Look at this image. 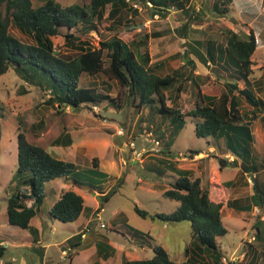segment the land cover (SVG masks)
I'll use <instances>...</instances> for the list:
<instances>
[{
	"label": "rangeland",
	"instance_id": "1",
	"mask_svg": "<svg viewBox=\"0 0 264 264\" xmlns=\"http://www.w3.org/2000/svg\"><path fill=\"white\" fill-rule=\"evenodd\" d=\"M31 1L34 7L41 5L40 0ZM56 1L65 7L73 4L84 5L89 0ZM227 1L186 0L183 2V11L171 8L165 13V17L151 16L152 9L137 4L138 15L131 17L129 12H125L120 24L107 19V9L102 21H88L72 30L60 28L59 35L52 38L54 50L62 58L72 59L80 54L77 43H68L64 39L66 34H73L78 40L96 49L99 48L100 41H107L113 36L130 43L147 34L150 36L147 52L150 63L157 66L158 75L165 76L175 70L186 74L190 70L186 61L193 60L194 74H199L202 78L196 81L200 91L217 96L222 89L223 79L215 75L216 65L210 61L207 64L202 63L196 57L195 51L206 56L208 42L225 47L226 30H232L241 38H245V34L251 30L260 44L251 57V80H258L260 83V86H254V90L256 96L264 100V24L253 26V29L244 25L241 22L244 18H238L240 10L235 3L223 6L222 3ZM214 6H219V10L225 8L226 13L222 15L215 12ZM9 32L20 41H30L14 27H10ZM195 42H201L202 46ZM182 84L180 93L174 89L166 92V104L187 114L194 108L197 88L190 82ZM80 86L95 88L98 93L108 94L115 99L116 106L105 101L97 105H84L78 110L68 107L61 110L55 105L47 104L51 96L49 91L26 84L12 68L0 76V224L6 223V203L9 195L14 193L17 183H21L16 174L18 121L23 126L27 141L77 167L70 177L80 185L76 190L84 198V210L78 220L75 223L62 224L47 215L51 204L60 193V184H47L41 206L47 218L41 217L43 225L40 227L42 245L47 247L46 259L41 262L39 256L26 247L8 248L4 256L0 257V264H69L67 254L63 256L58 245L74 233L84 230L90 222L81 247L72 250L78 252V255L72 259L71 264L96 263L98 258L95 257V243L98 240L104 252L108 250L107 247H116V251L107 260L100 259L99 264H122L123 256L128 260L150 259L154 255V245L161 246L171 261H185V250L192 242L190 223H166L158 219L151 221L136 214L134 207L136 205L151 215L174 212L178 203L162 196L163 191L174 183V173L166 160L174 164L173 158L179 160L191 150L206 151V140L212 145L213 138H197L194 134L195 123L187 117L186 126L173 141L171 154L168 155L164 146L171 130L168 120L161 123L160 117L156 116L147 121L148 116H151L150 110L137 107V103L132 105L125 89L103 74L93 77L83 75ZM239 87L243 88V84L239 83ZM242 106L244 110H251L243 102ZM263 117L264 110L252 123L251 130L254 137V155L259 166L256 177L264 184ZM66 135L71 138L69 147L54 145L57 139ZM216 145L222 148L223 143L219 139ZM133 152L141 154L140 157ZM217 153L219 154L218 151ZM217 153L208 154L213 157V164L219 161L215 156ZM94 158L97 159L98 168H101L98 170L103 173L101 175L88 171L92 169L91 161ZM234 170L236 169L231 166L224 167L221 177H231ZM215 171L212 168V172ZM253 178L254 175L251 174L239 179L237 177L235 195L241 197L240 199L249 198ZM51 189L53 194L50 193ZM110 190L116 192L108 201L100 197L96 199ZM226 212L221 217L227 234L218 238L225 258L222 264H240L237 258L243 253L246 261L253 257L256 264H264L261 260L264 252V221L259 219L264 215V207L253 215H245L247 221H253L250 227L243 225L239 215L234 214L230 218ZM100 223L105 227L100 228ZM255 226L261 229V239H254L249 243L248 240L256 237ZM243 227L249 229L247 236ZM133 231L142 233L141 243L131 237L130 232ZM6 233L17 238L15 233Z\"/></svg>",
	"mask_w": 264,
	"mask_h": 264
},
{
	"label": "trees",
	"instance_id": "2",
	"mask_svg": "<svg viewBox=\"0 0 264 264\" xmlns=\"http://www.w3.org/2000/svg\"><path fill=\"white\" fill-rule=\"evenodd\" d=\"M40 1L41 5L34 7L31 0H0V76L12 68L26 84L50 92L47 104L55 105L61 110L65 107L78 110L84 105H97L105 101L115 105V99L108 94L98 93L95 88L80 86L83 75L93 77L103 74L125 89L132 105L137 103V107L150 110L151 116H148L147 121L156 116L160 117L161 123L169 121L171 130L164 142L168 155L173 141L186 126V118L190 117L195 123L194 134L197 138L224 139L227 151L234 157L228 163L237 167L240 162V177L254 175L251 196L244 200L228 201L227 207L242 212H249L252 207H264V184L256 177L259 166L254 155L251 133L252 123L264 110V101L256 96L253 88L256 81L251 80V57L256 49V39L252 32L241 38L232 30H226L225 47L208 42L206 56L195 51L196 57L202 63H214L217 67L214 70L215 75L223 79L222 89L215 96L200 91L196 81L202 78L199 74H194L193 60L186 61L190 67L186 74L175 70L165 76L158 75L157 66L150 63L147 52L150 38L147 34L130 43L113 36L107 41H100L97 49L78 40L73 34H66L64 39L68 43H77L80 54L72 59L62 58L54 50L52 38L59 35L60 28L72 30L88 21H102L107 9V19L120 24L125 12H129L131 17L138 15L139 7L135 8L134 5L149 7L152 9L151 16L165 17V13L171 8L183 11V2L186 0H89L84 5L73 4L65 7L56 0ZM230 2L228 0L222 4L225 6ZM218 7L214 6L215 12L222 15L226 13L225 8L219 10ZM10 27H14L30 41L23 42L15 38L9 32ZM195 43L202 46L201 42ZM183 82H190L197 88L194 108L187 114L166 104V92L174 89L180 93ZM239 83L243 84V88L239 87ZM242 102L251 110L242 109ZM18 123L16 174L21 183H17L14 193L7 199L6 219L9 225L29 230L31 236H34L38 232L30 227V222L44 203L46 184L64 177L70 179L73 185H80L70 177L77 167L27 141L23 126L20 121ZM71 143V138L66 135L57 139L54 145L69 147ZM190 153L198 155L200 152L191 150ZM166 163L178 178L163 191L162 196L176 201L177 209L172 213L153 215L136 205L134 210L140 217L151 220L177 224L189 222L192 242L185 250L186 259L180 263L173 262L161 246H154V255L150 259H124L122 264H195L202 254L211 259V264H221L223 255L216 239L227 234L221 220L222 205L210 200L208 191L202 188L199 178L191 177L187 171L176 169L172 162ZM91 164L92 169L88 170L90 173L103 174L98 171L96 158L92 159ZM115 192L110 190L100 195V198L108 201ZM83 210V197L72 189H67L50 208L49 216L62 224H70L79 218ZM255 230L256 239H261L260 227L255 226ZM85 233L74 235L66 241L69 264L77 255L74 251L81 247L82 235ZM107 249L109 252H104L98 241L97 257L108 259L114 249Z\"/></svg>",
	"mask_w": 264,
	"mask_h": 264
},
{
	"label": "crops",
	"instance_id": "3",
	"mask_svg": "<svg viewBox=\"0 0 264 264\" xmlns=\"http://www.w3.org/2000/svg\"><path fill=\"white\" fill-rule=\"evenodd\" d=\"M233 3H235L238 6V9L240 10V15L238 18L240 20L242 18H244V20L241 21L244 25H247L251 29H253V26L257 27V26H262V24H264V0H231V2L228 4L232 5ZM250 32H252V31L249 30L248 34H245V35H249ZM254 36L256 39V49L255 50H257L260 47V44L257 41L256 35H254ZM256 86H260V83L258 82V80L256 81ZM251 133H252V130H251ZM217 141H219V139L213 138V141H212L213 143H212V145H210L209 140H206V144H207V150L206 151L192 150V151L200 152L198 155L190 153L191 151H189V152H187V155L185 154L186 155L185 157L181 156V159L179 158V160H176L175 158H173L172 160L175 164V168L178 170H181V171H187L191 177L200 179L201 186L203 189L208 191L210 200L214 203H219L222 205L221 215L224 211H227L226 215L229 216L230 218L233 217L234 214H237L241 217V219L243 221V225L250 227L253 221L251 218H250L251 220L247 221L245 219V217H246L245 215H248V213L250 215L255 214V211H258L257 207H252L251 211H249V212H242V211H238V210H235L233 208L227 207L228 201L241 200L240 199L241 197H239L238 195H235V193L237 192V188L235 185L237 182V177H238V179L240 178V162H238L237 167L230 165L228 162H232L234 160V157L227 151L224 139H220V141L223 143L222 148H218L217 145L215 146V144H217ZM253 142H254V137H253ZM217 151L219 152V154L217 153ZM214 152L217 153V155H215V156H217V159L219 160L218 162H216V164H213L211 162L213 160V157L208 156L209 153H214ZM170 154H171V149H170ZM207 158H209V159L207 160ZM61 160H63V159H61ZM224 160H226V161H224ZM166 161H168V160H166ZM219 162H221V163H219ZM227 166L234 167L236 170H234V174H232L231 177H226L225 179H223V177H221V172H222L223 168L227 167ZM212 168L216 169V171L212 172ZM98 169H101V168L99 167ZM177 178H178V176L174 173V182ZM49 183H59L60 184V186H59L60 193H59L57 199L55 198V201L51 204L50 208L60 199L62 193L65 190L72 189L74 192H76V193L78 192L76 190V188L78 186L73 185L72 182L70 181V179H68V178L67 179H65L64 177L58 178V179H55ZM49 183H47V184H49ZM45 189H46V186H45ZM50 193L53 194L52 189H51ZM77 194H79V193H77ZM251 194L252 193H250V195L248 197H250ZM54 196H55V193H54ZM99 197L100 196L96 197V199H98ZM246 198L247 197H245L244 199H246ZM244 199H242V200H244ZM6 206H7V203H6ZM50 208H49V210H50ZM49 210L47 213L48 217H50L49 216ZM96 210H97V208H96ZM155 214H157V213H155ZM47 215H45L42 212V207H40L36 216L31 220L30 227L32 229H35L38 232L34 236H31L29 230H23V229H20L19 227L9 225L7 223V219H6V223H1L0 224V236H2V237H0V257L4 256V252L8 248L26 247V248H29L34 253H36L39 256L41 262L44 259H46L47 247L42 245V241L40 239V227H42V225H43V220L41 219V217L47 218ZM259 219L261 221H264V215H262ZM221 220H222V217H221ZM151 221H154V220H151ZM90 223H88V225ZM222 224H223V222H222ZM88 225L86 226V228L84 230H81L77 233H74L73 235H71L70 237L65 239L61 244L58 245L60 250L62 251L63 256L65 253L67 254V251H68V248H67L68 245H67L66 241L74 235H77L79 233L88 232V230H87ZM243 229L245 232V236H247L249 229L247 230L246 227H243ZM6 232H11V233L17 234V238H15L11 235H6L7 234ZM1 233H2V235H1ZM135 233H137V232L136 231L130 232L131 237L134 239L136 238L135 240H137L139 243H141L143 236L142 235L136 236ZM85 234L82 235L83 240L85 239V236H86ZM140 234H142V233L140 232ZM4 236H5V238H4ZM1 238H4V239H1ZM254 239H256V237L251 238L250 240H248V242L250 243ZM216 240H217V244L219 246L218 238ZM98 241H100V240H98ZM98 241H96V242H98ZM82 243H83V241H82ZM243 243H245V242H243ZM154 246H156V245H154ZM190 248H193V247H190ZM219 248H220V246H219ZM255 248L256 247H254V249ZM113 249L116 251L115 246L113 247ZM221 252H222V250H221ZM77 255H78V252H77ZM95 257H97V255H96V243H95ZM100 259H102V258H98V261L96 262L97 264H99ZM123 259L128 260L126 258V256H123ZM136 260H141V259H136ZM244 260H245V253H243L241 256H239L237 258V261L240 264H254L255 263V261L253 262V257L249 261H246V260L244 261ZM261 260H262V262H264V252H262ZM128 261H132V260H128ZM224 261H225V258L222 257L221 264ZM9 264H11V263H9ZM195 264H211V259L205 257V255L202 254L201 259H199L198 262Z\"/></svg>",
	"mask_w": 264,
	"mask_h": 264
},
{
	"label": "built area",
	"instance_id": "4",
	"mask_svg": "<svg viewBox=\"0 0 264 264\" xmlns=\"http://www.w3.org/2000/svg\"><path fill=\"white\" fill-rule=\"evenodd\" d=\"M134 7H135V8H138L137 5H134ZM156 144L158 145V142H156ZM131 146L133 147L134 144L132 143ZM133 154H134L135 156H137V157H140V155H141V154H138L137 152H133ZM99 227H100V228H104L105 226H104L102 223H100V224H99Z\"/></svg>",
	"mask_w": 264,
	"mask_h": 264
}]
</instances>
